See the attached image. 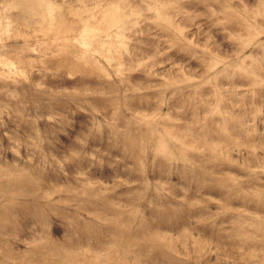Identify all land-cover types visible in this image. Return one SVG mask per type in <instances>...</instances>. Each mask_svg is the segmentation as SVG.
Masks as SVG:
<instances>
[{
	"label": "rangeland",
	"instance_id": "rangeland-1",
	"mask_svg": "<svg viewBox=\"0 0 264 264\" xmlns=\"http://www.w3.org/2000/svg\"><path fill=\"white\" fill-rule=\"evenodd\" d=\"M0 264H264V0H0Z\"/></svg>",
	"mask_w": 264,
	"mask_h": 264
}]
</instances>
